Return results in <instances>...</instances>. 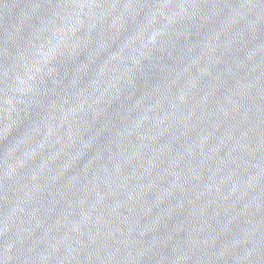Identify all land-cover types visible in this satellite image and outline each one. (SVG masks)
I'll list each match as a JSON object with an SVG mask.
<instances>
[{"label":"water","instance_id":"1","mask_svg":"<svg viewBox=\"0 0 264 264\" xmlns=\"http://www.w3.org/2000/svg\"><path fill=\"white\" fill-rule=\"evenodd\" d=\"M263 58L264 0H0V264Z\"/></svg>","mask_w":264,"mask_h":264}]
</instances>
